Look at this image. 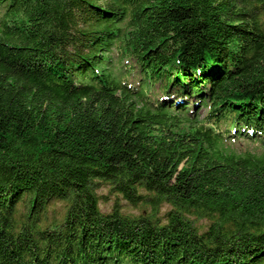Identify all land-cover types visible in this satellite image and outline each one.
I'll use <instances>...</instances> for the list:
<instances>
[{
	"label": "trees",
	"instance_id": "1",
	"mask_svg": "<svg viewBox=\"0 0 264 264\" xmlns=\"http://www.w3.org/2000/svg\"><path fill=\"white\" fill-rule=\"evenodd\" d=\"M239 137L264 146V0H0V264H264ZM101 186L151 212L103 213Z\"/></svg>",
	"mask_w": 264,
	"mask_h": 264
},
{
	"label": "rangeland",
	"instance_id": "2",
	"mask_svg": "<svg viewBox=\"0 0 264 264\" xmlns=\"http://www.w3.org/2000/svg\"><path fill=\"white\" fill-rule=\"evenodd\" d=\"M139 78H140V68L139 66L136 65L134 67V72L129 77V83L130 84L138 83ZM155 92H156V96L160 99L162 96H164V93H163V90L160 84L156 86ZM164 101H166L168 105H170L171 103L175 104L174 98H172L171 100H168L167 98H165ZM195 101L196 100L194 98H189L186 101L190 109V114L195 115L196 112L199 111L198 115L201 117H204L206 114L205 108L200 107L197 111L191 110ZM181 114L183 116L187 115L185 112ZM228 147L237 153H245L249 151L250 152H257V151L262 152L264 148L261 144V140H259L258 143H253V142L246 140L245 138H238L236 139V141H234V139L230 140L228 142ZM98 195L101 198L100 210L105 214H109L117 204L121 206L122 213L127 216L147 215L151 212L150 208L145 205H141L137 207L131 206L128 202L123 200L121 196L112 194L111 189L107 186H101ZM170 209L171 207L169 205H166V204L163 205L161 207L160 217H163L168 211H170ZM24 211H25L24 209H21L20 213ZM66 212H67V207H66L65 202H59L55 200L52 201L47 207L46 212L44 213V216H43L44 224L54 225V224L61 223L64 219ZM197 225H199L202 228H206L209 225V221L207 220L197 221Z\"/></svg>",
	"mask_w": 264,
	"mask_h": 264
}]
</instances>
